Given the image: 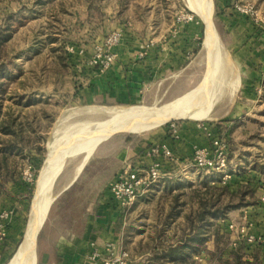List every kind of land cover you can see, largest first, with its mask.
Here are the masks:
<instances>
[{"label": "rangeland", "instance_id": "374dc122", "mask_svg": "<svg viewBox=\"0 0 264 264\" xmlns=\"http://www.w3.org/2000/svg\"><path fill=\"white\" fill-rule=\"evenodd\" d=\"M213 2L223 72L211 115L203 120L174 119L140 134H114L97 146L89 161L104 152L110 158L118 155L122 147L119 144L125 143L126 139L139 141L174 123L199 125L204 140L194 146L189 156L183 175L187 177L186 182H182L177 191L164 190V197L157 195L150 197L151 200L141 198L136 202L139 208L134 214H129L131 221H157V215L158 219L162 215L158 214V210H163V213L167 211L173 194L182 191L186 193L184 198L189 199L194 189H204L200 177L196 175L204 179L208 176L210 186L228 189L223 201L233 206L225 216L216 218L215 226L210 227L208 242L192 258L197 262L194 264H232L235 250L240 251L243 260H252L257 256L258 264H264V242H249L251 235L256 238L264 236V227L262 233L257 230L264 224V78L262 81L254 80L258 86H247L252 81L245 76L249 67L236 61L233 56L249 42L242 45L243 31L254 32L264 38V0H227L228 5L220 0ZM244 5L253 7V10L250 13L240 12L237 6ZM227 8L230 13L226 17ZM162 12L165 13V22L172 23L176 18L175 25L179 29L189 27L191 23L200 29L196 46L199 51L196 55L191 53V61L185 64L180 77L176 79L178 81L168 87L163 86L161 92L154 89L149 97L126 105H102L84 100L81 97L86 79L84 68L95 67L91 64L95 46L115 29L123 30V37L135 24L144 31V22L159 18ZM187 12L194 16L193 20L178 22V16ZM9 25L12 38L0 44V62L3 63L0 69L6 68L10 76L0 78V83H5L2 87L5 91L0 95V123L5 121L4 124H10L14 119L13 128L18 136L0 132V140L8 145H17L15 148L19 146L21 150H16L9 159V174L14 180L4 183L0 195V225L2 223L4 227L1 229L4 240L0 248V264L9 262L24 237L38 179L51 142L71 134L81 123L99 114L169 102L197 86L206 71V24L189 7L188 0H0V35L7 33ZM164 90L167 91L164 93ZM221 144L224 148L226 145L228 152L227 169L219 172L195 166L193 162L197 148H216ZM80 159L72 158L53 181L50 193L53 203L38 238L37 264L56 203L64 193L62 191L71 183ZM115 162L113 158L110 161L111 164ZM233 166H237L236 171ZM29 168L33 172L31 181L24 177ZM189 183L193 188L186 187ZM184 208L187 210L189 205ZM1 215L4 217L1 218ZM166 218L163 214L161 220L172 223ZM257 218L261 219H258L260 222ZM179 221H182V216ZM131 248L132 264H140L142 255L143 263L149 264L151 253L146 243L132 245Z\"/></svg>", "mask_w": 264, "mask_h": 264}, {"label": "crops", "instance_id": "0c3cea01", "mask_svg": "<svg viewBox=\"0 0 264 264\" xmlns=\"http://www.w3.org/2000/svg\"><path fill=\"white\" fill-rule=\"evenodd\" d=\"M220 2L228 5L227 0ZM229 13L227 8L224 16L227 17ZM164 16L165 13L162 12L159 18L146 20L144 31L135 24L115 48L117 59L108 71H101L96 66V68L92 66L84 68L86 79L81 90V97L84 100L102 105H126L149 97L154 89L161 92L163 86L168 87L178 81L176 79L180 77L185 64L191 61V53L197 48L200 29L194 23L179 29V26L175 25L176 18L172 23H168L165 22ZM241 34V38L244 37L242 45L246 41L249 42L246 46L243 45L242 51L234 53L233 56L236 61L239 60L249 67L245 76L252 81H249L247 86H258L254 80L262 81L264 78V38L254 32L252 34L243 31ZM149 42L153 45L146 57L136 58L140 48ZM168 126L139 141L126 139L125 143L119 144L123 148L121 147L118 155L110 158L108 153L104 152L94 158L97 164L83 176V189L71 195L72 205L64 207L63 201L58 199L54 214L45 231L38 264H91L88 256L92 243L103 251L109 242L119 241L132 253V245L147 243L156 226L163 228L166 235L174 233L173 226L177 221L168 224L158 223V215L157 221L148 219L131 221L129 214L136 212L139 208L137 204L124 212L110 191L112 182L126 169L149 168L155 161L160 163L163 177L151 187L148 191L150 193L147 192L145 198L150 199L151 194H154L153 197L162 195L167 181L181 184L186 182L187 177L183 175L188 167L187 161L190 160L189 156L194 146L203 142L204 133L199 125L194 124L174 123ZM156 144L167 146L177 161L164 155L151 154L150 149ZM112 158L116 161L113 164L110 163ZM107 159L109 163L103 166L102 171L91 175L99 167L100 162ZM235 167L233 166L234 171H236ZM80 176L75 178L76 181ZM196 176L200 177V182L208 178V176L205 179L200 175ZM74 181L62 192L70 188L76 182ZM144 197L141 198L145 200ZM263 227L264 224L257 229L259 233H262ZM176 229L179 232L178 226ZM176 239V236L172 238V240ZM140 259L142 260L140 264H144L143 255Z\"/></svg>", "mask_w": 264, "mask_h": 264}, {"label": "bare ground", "instance_id": "6f19581e", "mask_svg": "<svg viewBox=\"0 0 264 264\" xmlns=\"http://www.w3.org/2000/svg\"><path fill=\"white\" fill-rule=\"evenodd\" d=\"M188 5L206 24V71L201 82L161 105H140L94 116L81 123L71 134L51 142L38 179L24 237L7 264H37L38 232L53 201L50 196L53 181L72 158L81 157L71 183L97 146L114 134H140L174 119L203 120L211 115L223 72L220 43L214 24V2L188 0Z\"/></svg>", "mask_w": 264, "mask_h": 264}, {"label": "trees", "instance_id": "16d2710c", "mask_svg": "<svg viewBox=\"0 0 264 264\" xmlns=\"http://www.w3.org/2000/svg\"><path fill=\"white\" fill-rule=\"evenodd\" d=\"M7 28V33H4L5 35H0V44L9 41L12 38L10 32L11 26L9 25ZM198 51L199 48H196V50L193 51V54L196 55ZM0 64V66L3 65L2 62H0ZM7 75L8 73L6 71V68L4 70L0 69V78L1 76L5 77ZM9 77L10 76L8 75V78ZM3 84L5 83H0V88L3 87ZM4 91L5 89L2 88V90L0 91V95H2ZM4 123L5 121H1L0 123V132L3 135H13L17 137L18 135L13 128V126L15 125V120L13 119L10 124ZM15 146L17 145H8V143H4V141L0 140V195H2V187L4 186V183L8 182L11 179L14 180L9 174V159H12L13 155L16 153V150H21L19 149V146L17 148H15ZM107 162L109 163V159L102 160V162H100L99 164V167H97L96 171L91 173V175L98 174V172L102 171L103 166L105 164L107 165ZM96 164V160H90L80 178L70 188L64 191V193L60 197V199L63 201L64 207L72 205L73 198L71 195L83 189V176L86 175L87 171H90ZM209 183L210 181L208 180L202 181L200 184L203 185L204 189H194L193 194L189 197V199L184 198V195L186 193L182 191L173 194L172 199H170L171 203L168 207V210L164 213L163 210H158V214L166 215L167 218L172 222L176 223L177 221L176 227H179V232H177V229L174 225L173 231H176L172 235L168 236L165 234L166 232L163 228H159V226H156L155 235L150 237L149 242L146 243L147 246L150 247L151 253L148 261L149 264L197 263L196 261L192 260V258L198 252L199 248L205 246L208 242L210 235L209 231L211 230L210 227L215 226L216 218H218L219 216H225L227 210L231 209V207L233 206L230 202L223 201V197L227 192H229L227 188L210 186ZM180 185L181 183L173 184V182L167 181L165 185V192H173L174 190L177 191L181 188ZM186 187H189L191 189L193 188V185L189 183L186 184ZM153 196L154 194H151L149 197ZM145 199L150 200L149 198ZM185 205H189V208L187 210H185L184 208ZM162 215H160L161 218L158 219V223H170L165 222V219L164 221L161 220ZM181 216L182 221L180 222L179 219ZM175 236L177 239L172 240V238H174ZM217 244L218 242H216V246ZM219 249L221 248L219 247ZM233 256V259H231L233 260L232 264H258L257 256H255L252 260H243L242 254L238 250H235ZM220 257H218V259H220ZM230 262L231 261H227V263Z\"/></svg>", "mask_w": 264, "mask_h": 264}, {"label": "built area", "instance_id": "2783aa9c", "mask_svg": "<svg viewBox=\"0 0 264 264\" xmlns=\"http://www.w3.org/2000/svg\"><path fill=\"white\" fill-rule=\"evenodd\" d=\"M240 12L250 13L253 7H238ZM194 18L190 13H181L178 16V22L187 23L192 21ZM123 30L115 29L113 30L106 39L98 43L95 46V53L92 60V65L97 66L101 71H108L112 64L117 59V53L115 48L123 40ZM152 42L143 45L136 54V58L143 59L148 54ZM224 144V142H223ZM150 153L153 155H164L173 161L177 159L172 155V153L166 149L165 146L156 144L150 149ZM149 153V154H150ZM227 158L228 152L222 146L213 148V146L200 147L195 151L194 164L198 168H205L208 170L214 169L216 171L222 172L227 169ZM169 174H166V176ZM26 180H33V172L31 168L25 171ZM163 177L161 171V165L158 161H155L149 168H130L116 178L110 185V191L113 197L120 203L122 211L127 212L131 209L135 203L143 197L151 187L158 182ZM4 215H1L3 218ZM2 221H4L2 219ZM233 228V225H231ZM3 230V224L0 225V248L2 247V242L4 240V234L1 232ZM244 230L242 229V233ZM264 242V236L256 238L251 235L249 237L250 243H256L257 241ZM91 252L88 256V261L91 264H132L130 251L127 250L119 241L109 242L105 249L100 250L95 243L91 244Z\"/></svg>", "mask_w": 264, "mask_h": 264}, {"label": "water", "instance_id": "95a60500", "mask_svg": "<svg viewBox=\"0 0 264 264\" xmlns=\"http://www.w3.org/2000/svg\"><path fill=\"white\" fill-rule=\"evenodd\" d=\"M90 158H91V157H90ZM90 158H89V159H90ZM89 159L87 160V162L89 161ZM87 162H86V163L84 164V166L81 168V170H80V172L78 173L76 179L80 176V174H81V172L83 171L84 167L86 166ZM76 179H75V181H76ZM75 181H74V182H75ZM52 203H53V201H52ZM52 203H51L50 206H49L48 213H49V210H50V207H51ZM48 213H47V216H48ZM47 216H46V218H47ZM45 220H46V219H45ZM44 222H45V221H44ZM43 224H44V223H43ZM43 224H42V226H41L40 229H39V232H38V238H39L40 232H41V230H42V228H43ZM25 239H26V238H25ZM25 239H24V241H25ZM24 241H23V242H24Z\"/></svg>", "mask_w": 264, "mask_h": 264}]
</instances>
